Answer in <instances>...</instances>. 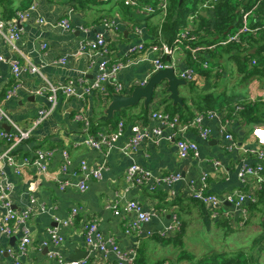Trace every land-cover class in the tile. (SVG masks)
Returning a JSON list of instances; mask_svg holds the SVG:
<instances>
[{
    "label": "crops",
    "instance_id": "1",
    "mask_svg": "<svg viewBox=\"0 0 264 264\" xmlns=\"http://www.w3.org/2000/svg\"><path fill=\"white\" fill-rule=\"evenodd\" d=\"M32 2L35 3V8L18 25L21 29V37L17 41L18 51L11 50L0 37V53L6 59H17L23 66L29 61L39 67L40 71H21L18 78H14L9 63L0 62V108L23 130L32 127L39 109L49 106L47 94H36L35 90L46 82L57 83L80 78L90 80L96 76L101 56L81 50V42L86 38L93 39L96 33L104 32L111 59L126 58L129 48L140 41L149 44L159 39L165 40L161 24L166 15L159 12L146 15L138 8L125 5L122 0H2L0 17L11 18L17 11L28 8ZM197 9L187 14L186 26L195 28L198 23L196 13L199 11L200 14H205L199 5ZM192 16L194 17L190 21ZM62 18L68 19L70 30H65L58 24ZM103 20L112 22L110 26L113 29L105 30ZM135 26L140 28L139 33L134 31ZM202 38L201 35L198 36V40ZM201 45L209 46L206 43ZM227 56L226 52L221 54L218 49L215 55L209 57L210 71L206 76L193 66L199 77L192 81L185 80V84L178 86L182 104H172L164 89L157 94L155 91L147 106L140 101L134 106L124 108L110 119L111 122H103L101 118L111 100L112 91L110 95L93 92L84 99L57 94L56 104L47 118L32 130L28 139L16 145L10 152L16 159H20L32 156L37 148L51 149L53 153L47 161L46 171L40 172L29 165L21 167V172L16 174L4 159H0L1 178L10 186L11 208L18 212L30 211L26 226L31 237V243L24 254L13 257V254L6 251L7 248L14 249L17 246L23 230L21 225L11 220L8 222L10 233L3 232L1 225L5 208L0 204V264H14L15 260L20 264H58L57 258L48 255L50 251H55L57 256L65 260L77 259L75 256L83 257L87 252L83 225L91 220L97 222L105 238L113 237L121 249H136L134 264H161L171 253L165 256L162 248L168 246L172 249L174 246L156 238L160 229L177 219L183 227L182 238L185 239L183 235L189 221L197 217L196 213H204L207 223L208 219L213 221L210 212L191 199L188 192V183L196 182L202 172L207 174L208 191L211 193L220 196L230 191H255L258 199L264 184V172L262 182L256 184L249 180L243 184L237 177V169L243 160L250 163L256 161L255 156L245 150L258 147L251 135V128L255 124L264 125V118L262 122L249 123L242 118L240 110L247 102H264V77L245 80L236 70L234 60ZM60 58H65V62H60ZM152 58L153 54L147 52L129 56L127 66L117 74V81L124 86V90L119 93L129 94L139 82L154 73ZM171 58L174 60L173 70L177 77L180 70L191 67L181 51L174 52ZM229 62L234 64L237 72L236 83L227 79ZM215 72L219 74L217 79L210 77ZM221 79L226 84L218 88ZM239 82L242 85L237 87ZM164 86L163 84L162 87ZM208 94H223L216 100L221 107L209 108L210 104L200 98ZM177 105L180 108L174 109ZM184 105L186 108H182ZM237 106L241 109L236 110ZM160 110L178 113L182 122L191 119L198 112H222L225 115L223 121L227 130L232 133L236 146L230 147L229 142L220 134L219 121L216 118L205 117L202 125L209 130L205 138L194 128L182 133L183 137L197 144L198 156L180 158L175 141L168 138L173 129L150 116L151 112ZM77 114L89 118L91 125L88 133H109L116 130L118 123H122V132L109 145L93 148L84 143L87 132L84 131L83 121L75 118ZM4 124L11 127L0 118V129H4ZM92 125L96 127L95 132L91 131ZM133 125H139L147 131L159 129L161 133L154 140L140 141L129 154H123L121 148L132 135ZM7 148L8 142L0 140V156ZM63 150L69 153L71 159L66 173L60 170ZM82 160L90 167L104 166L101 176L88 179L85 191L73 186L61 190L59 181L77 182L81 178L79 172ZM215 160L220 162L219 166L213 165ZM132 163H137L150 172V178L143 184L136 185L125 179V171ZM176 172L181 174L180 180L171 185L161 181L164 176ZM127 201H137L144 211L155 212L148 222L142 223L140 233L125 231L126 223L135 218L133 213L113 212V204L121 206ZM262 207V204H257V209ZM73 209H76V213L71 217ZM248 211L257 213L258 235L262 230L260 223L263 212ZM69 217L72 218V223L62 225L61 222ZM213 222L214 225L217 224L216 221ZM53 227H57L62 238L58 245L50 242L48 230ZM179 230L173 232L171 237ZM147 232H151L150 235ZM44 241L49 244L43 245ZM259 255L258 263L264 264V251ZM115 262L112 253L92 252L88 255L87 264Z\"/></svg>",
    "mask_w": 264,
    "mask_h": 264
},
{
    "label": "built area",
    "instance_id": "2",
    "mask_svg": "<svg viewBox=\"0 0 264 264\" xmlns=\"http://www.w3.org/2000/svg\"><path fill=\"white\" fill-rule=\"evenodd\" d=\"M125 5L131 6L132 8H138L139 11L148 15L155 12H159L163 15L167 13L168 0H158L156 4L143 3L141 4L139 0H122ZM218 0H203L200 3V9H209L214 6ZM260 0L256 1L249 8H244L243 5L239 7L240 21L236 29L230 31L225 38L217 42V44H211L207 47L196 43L198 41V35L193 32V28L185 26L182 30L178 31L174 37L172 44L168 43L163 39H159L156 42L145 43L143 41L132 45L126 58L122 59H111L109 56V49L105 39L104 32L96 33L93 39L86 38L81 42L80 48L83 51H88L90 53H96L101 56V60L98 63V73L92 79L80 78L78 80L67 79L65 82H46L44 86L35 90L36 94H41L45 92L47 94V100L49 106L46 108H41L37 112V116L32 122V127L23 130L20 129L13 121L10 120L8 115L0 108V118L4 119L11 127L9 130L0 129V140H5L8 142V148L4 152L0 159H4L6 164L12 167L16 174L21 172V167L24 166H34L38 171L45 172L47 169V161L52 156L53 151L51 149H35L32 156H24L20 159H16L14 155L10 154L12 149L21 143L23 140L28 139L31 136L32 130L40 125L47 116L53 110L56 101L57 94H62L65 97H75L78 99H84L93 92H98L103 95L109 94V89L112 88L114 93H119L124 90V86L117 81L118 72L127 66L129 56L141 52H147L153 54L151 60L153 66V72L161 70L165 67L174 66V60L171 56L176 51H181L183 54L189 52L190 57L193 62L198 63L203 69H209V61L203 57L205 52L212 49L216 45H226L231 42L238 43L241 41L243 35L247 33L255 34L259 30L264 31V24L257 26H251L250 20L255 19L254 11L259 5ZM35 8V3L32 2L28 8L17 11L16 14L8 19L0 17V37L9 46L11 50L18 51L17 41L21 37V29L19 28V22L24 19L28 12ZM189 18L191 21L192 18ZM42 21V20H41ZM112 22L108 20H103L102 24L106 29L112 28ZM58 24L65 30L71 29V24L67 18H62ZM113 29V28H112ZM134 31L136 33L140 32V28L135 26ZM45 45L43 44L42 47ZM202 56V57H201ZM165 58V59H164ZM168 58V59H167ZM0 62H8L11 67V72L14 78H18L21 71H30L31 73H40L39 67L35 66L29 61H26L27 65L23 66L17 59H6L5 56L0 53ZM60 62L64 63L65 58H60ZM92 63V62H91ZM255 63V60H252ZM179 78L186 81H192L199 77L195 69L191 66L186 67L178 72ZM147 79L142 80L138 83V86L145 84ZM161 85L157 88L156 94L160 93L164 88ZM264 88V82L262 84ZM240 107H236V110H240ZM150 116L152 118L158 119L163 124L167 125L169 128L173 129L169 139L175 141L177 153L180 158H186L189 155L198 156V146L194 141H191L183 137L182 133L189 128L196 129L202 138H205L209 130L202 125V121L205 117L216 118L219 121V131L225 140L229 142L230 147H235L236 142L233 139L231 132L227 130V125L224 123L225 115L219 111L208 110L205 112H198L189 120L181 121L178 113H170L164 110L151 112ZM77 120L83 121L84 131L87 132V136L84 139V143L88 144L93 148H101L104 145H109L111 140L119 136L122 132V123H118L116 130L109 133L99 132L96 135L88 133L90 129L91 122L87 116L77 114L75 116ZM132 135L129 137L127 142L122 146L121 151L123 154H129L133 149L136 148L138 143L142 140L150 139L154 140V137L161 133L159 129H153L152 131H147L142 129L139 125H133L131 127ZM258 133H264V125L255 124L251 128V135L258 145L256 148H250L245 150L250 154L254 155L256 161L250 163L243 160L239 163L237 169V177L239 180L246 184L249 180L254 181L256 184L263 181L264 172V135ZM62 162L60 165V170L66 173L68 167L71 163L69 153L66 150L61 152ZM213 165L219 166L220 162L215 160ZM104 166H88L87 162L82 160L80 163V176L81 178L77 182H71L68 180L59 181V188L64 190L68 186L76 187L80 191H85L87 188V180L90 178H99L102 174ZM125 179L133 184L140 185L146 182L150 178V172L144 169L137 163H132L129 165L125 171ZM181 174L179 172L169 174L161 178V181L167 183L168 185L180 180ZM257 189V185H256ZM10 186L5 184L1 178V166H0V204L5 208V212L2 216L1 229L5 233H10V227L8 222L15 220L18 225H21L23 230V235L21 236L17 246L13 248H7L8 253L13 254V257L19 256V254H24L27 251L29 244L31 243V237L29 235V229L26 226V221L30 216V211H15L11 208V200L9 198ZM188 192L191 199L199 202L203 205L211 215L212 219L219 218H230L235 219L234 216L242 215L246 217L248 215V210L245 207V203H254L257 200V195L255 191H230L225 192L223 195H216L208 191V181L207 174L201 173L196 182L188 183ZM113 212L115 214L120 213H133L135 218L126 223V233H140V226L144 222H148L154 215L155 212H147L142 209L141 204L137 201H127L121 206L116 204L112 205ZM76 213V209H73L70 216L72 217ZM62 221V225H69L72 223V218ZM173 218H176L173 216ZM180 224L177 219H175L171 224L163 229H160L157 234L160 236H169L177 229H179ZM50 235V242L54 245L61 243L62 238L60 236L57 227H53L48 230ZM83 233L85 244L87 247V255L78 259L65 260L60 256H57L55 251H50L48 255L50 257L57 258L58 264H87L88 255L92 252H102L104 254L112 253L115 256V264H134L136 257V249H121L113 237L105 238L98 228V224L95 220L86 222L83 225ZM151 232H147L150 235ZM49 242L44 241L43 245H48ZM14 264L18 263L15 260ZM165 264V263H163Z\"/></svg>",
    "mask_w": 264,
    "mask_h": 264
},
{
    "label": "trees",
    "instance_id": "3",
    "mask_svg": "<svg viewBox=\"0 0 264 264\" xmlns=\"http://www.w3.org/2000/svg\"><path fill=\"white\" fill-rule=\"evenodd\" d=\"M153 2L152 4H156V0H139ZM199 0H183L181 4L178 3V0H168L167 13L164 17V20L161 24V31L164 33L165 41L172 44L176 33L186 26V16L190 12L197 11V6ZM203 1V0H202ZM258 0H218L212 8L203 9L205 14H200L199 11L196 13L198 18V23L195 28H193V32L198 36L201 35L202 39H199L196 43L202 44L206 43L208 45L217 44L218 41L225 38V36L232 30L236 29L238 23L240 21L239 7L241 5L244 8H249ZM2 2V0H0ZM191 4L189 8L188 5ZM5 9V8H4ZM255 19L250 20V25L260 26L264 24V0H260L258 7L254 11ZM194 23V21H193ZM259 34V37L257 35ZM264 38V31L259 30L255 34L247 33L242 36L241 41L238 43L231 42L226 45H216L214 50H207L205 54H203L207 60L209 57L215 55L217 50L221 52H226L229 59H233L236 65V70L238 73L242 74L245 80L250 78L257 77L258 79H262L264 77V42L262 44L258 43L261 39ZM245 46L246 48H240ZM218 48V49H217ZM248 49H253L252 53L248 52ZM235 51V52H234ZM263 54V55H262ZM185 57L188 59V63L198 71H202L205 76L206 73L209 72V69H203L199 66L198 63L192 61L189 52L185 53ZM202 57V56H201ZM165 59V58H164ZM255 60V63L249 66L250 62ZM210 64V63H209ZM194 68V67H193ZM112 91V88L109 89V93ZM111 95L114 94L112 91ZM109 94V95H110ZM216 95L212 96L211 94L201 96L200 98L204 100L206 103H209V108L221 107L220 103H217V99L222 96ZM167 99V98H166ZM171 107V106H170ZM177 106H174L175 109ZM180 108V107H179ZM182 108H186V106H182ZM240 115L245 121L249 123H259L262 122L264 118V102L261 101H251L247 102L243 105L240 110ZM103 122H111L110 119L104 120L101 118ZM95 125H92L91 131L95 132ZM257 204H262L263 207L257 209ZM248 208L247 210H262V219L260 226L262 230L260 234L255 236L252 239V243L250 245V254L244 249H238L234 253L229 254L223 250H211L208 253H205L200 258H198L194 262H189L188 264H259V254L264 251V184L262 186V190L258 196V199L254 203L245 204ZM251 214L254 212L250 211ZM234 224H237L239 221L238 215L234 216ZM208 218V217H207ZM233 220L230 218H219L216 221L222 227L226 229H232L231 224H233ZM218 225V226H220ZM221 227V228H222ZM179 232L171 237L169 236H160L156 234V238L160 240H164L165 244H172L175 247L182 248V233L183 227L180 225ZM185 252L180 253L178 259H182L184 257H189ZM135 262V261H134Z\"/></svg>",
    "mask_w": 264,
    "mask_h": 264
},
{
    "label": "rangeland",
    "instance_id": "4",
    "mask_svg": "<svg viewBox=\"0 0 264 264\" xmlns=\"http://www.w3.org/2000/svg\"><path fill=\"white\" fill-rule=\"evenodd\" d=\"M201 1L202 0H199L198 3H201ZM188 7L190 8L191 4H189ZM257 37H259V34L257 35ZM263 42L264 38L258 41V43L260 44H262ZM252 52L253 50L250 49L249 53ZM253 64L254 63H252L251 61L250 65ZM217 69L215 71H217ZM226 73L228 74L227 79L232 83H236L237 77H235V73L237 74V72L235 71L233 63H228ZM218 75L219 74H216L215 72L214 75L211 74L210 77L217 79L219 78ZM225 84L226 81L221 79L218 84V88H220V85L224 86ZM241 85V82H239L236 86L238 87ZM196 214L197 217L189 221L190 224L185 235H183L185 236V239L181 238L183 247L179 248L174 246L176 249L174 247L171 249V247L164 246L162 248V250L165 251V256L167 253L171 252L169 255H167V257H165L167 258L164 260L165 262L162 261L163 263L188 264L189 262L196 261L202 255L210 252L211 250H223L228 252L229 254H232L238 249H244L247 254H250L249 247L252 243V239L257 236V213L251 214L250 211H248V215L246 217L238 215L239 221H237L236 225L234 224V220L232 221V229H226L218 223L214 225V222L208 219V221L211 222V225L209 224V222L207 223L204 220V213ZM182 252H185L184 254H187L189 257L178 259L180 253ZM262 258H264V256H262Z\"/></svg>",
    "mask_w": 264,
    "mask_h": 264
},
{
    "label": "water",
    "instance_id": "5",
    "mask_svg": "<svg viewBox=\"0 0 264 264\" xmlns=\"http://www.w3.org/2000/svg\"><path fill=\"white\" fill-rule=\"evenodd\" d=\"M183 0H178L181 4ZM186 81L177 77L172 67H165L155 71L142 86H135L129 94L114 93L111 100L104 109L103 119H111L116 113L124 108L134 106L142 101L144 106H147L153 99V95L157 86L165 85L164 90L167 93V98L172 101V104H182L179 96L178 86L185 84ZM5 130L10 127L6 124L2 126ZM87 252L83 255L86 256ZM82 258V256H75ZM77 258V259H78Z\"/></svg>",
    "mask_w": 264,
    "mask_h": 264
},
{
    "label": "snow or ice",
    "instance_id": "6",
    "mask_svg": "<svg viewBox=\"0 0 264 264\" xmlns=\"http://www.w3.org/2000/svg\"><path fill=\"white\" fill-rule=\"evenodd\" d=\"M258 134H260V135H264V133H258Z\"/></svg>",
    "mask_w": 264,
    "mask_h": 264
}]
</instances>
